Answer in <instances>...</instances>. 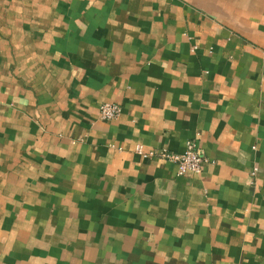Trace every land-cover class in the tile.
Here are the masks:
<instances>
[{"label":"crops","instance_id":"crops-1","mask_svg":"<svg viewBox=\"0 0 264 264\" xmlns=\"http://www.w3.org/2000/svg\"><path fill=\"white\" fill-rule=\"evenodd\" d=\"M0 264H264V0H0Z\"/></svg>","mask_w":264,"mask_h":264},{"label":"built area","instance_id":"built-area-1","mask_svg":"<svg viewBox=\"0 0 264 264\" xmlns=\"http://www.w3.org/2000/svg\"><path fill=\"white\" fill-rule=\"evenodd\" d=\"M121 110V106L117 103H102L99 107L100 119L105 122L114 120L119 117ZM136 152L143 156H158L163 160L175 164L178 175H200L203 171L204 164L209 162L204 151L195 141L191 140L186 142L184 150L180 153L166 149L144 152L140 146H137Z\"/></svg>","mask_w":264,"mask_h":264}]
</instances>
